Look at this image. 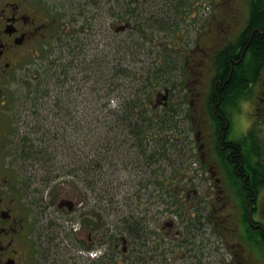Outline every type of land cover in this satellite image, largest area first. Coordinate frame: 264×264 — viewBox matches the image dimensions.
Segmentation results:
<instances>
[{"label":"flooded vegetation","instance_id":"obj_1","mask_svg":"<svg viewBox=\"0 0 264 264\" xmlns=\"http://www.w3.org/2000/svg\"><path fill=\"white\" fill-rule=\"evenodd\" d=\"M211 3L206 10H193L199 22L192 24L193 32L189 22L194 17L177 15L187 27L173 34L171 44L157 43L167 77L160 76L157 87L140 95L137 106L130 96L118 104L123 111L133 108L154 118L146 120L150 127L143 135L134 136L135 153L149 150L155 159L162 157V116L173 110L181 118L179 131L182 137L188 134L183 150L168 153L179 161L165 178L155 172L152 182L153 188L170 192L168 211L164 218L146 215L140 204L139 214L125 216L118 230L114 219L100 230L98 158H107L114 148L100 139L97 114L87 119L86 111L100 107L111 115L113 77L108 75L102 93L93 79L84 88L88 76H82L79 59L80 26L72 42L65 7H48L44 0H0V264H264V53L255 47L257 34L264 32V0ZM54 43L75 59L74 70L66 57L47 77L36 72L28 101L14 108L10 95L31 69L39 68L38 59ZM240 98L254 107L245 136L232 130ZM123 133L128 135L127 129ZM58 136L65 141L74 136L77 154L68 156L89 157L94 165L87 172L84 166L63 170L66 153L49 151V141ZM41 142L45 149L39 150ZM83 143H90L89 151ZM36 161L46 186L36 191L39 198L32 185ZM145 165V159L133 164L141 177L129 184L142 192ZM54 177L59 181L53 187ZM103 182L110 186V179ZM113 203L120 208L118 200Z\"/></svg>","mask_w":264,"mask_h":264},{"label":"rangeland","instance_id":"obj_2","mask_svg":"<svg viewBox=\"0 0 264 264\" xmlns=\"http://www.w3.org/2000/svg\"><path fill=\"white\" fill-rule=\"evenodd\" d=\"M211 1L214 2L215 0L200 1L198 8L182 10L183 13L180 10V13H182L180 15L190 16L191 18L194 17L192 20L190 19L189 22L191 25L190 32H193L192 24L195 23L196 25L199 23L195 22L196 19L193 10H206V7L212 4ZM44 2L47 3L46 6L48 7L66 8L67 22H72L70 29H73V32L67 37L70 38L72 42L75 41V36L77 34L76 26H80L79 33L82 37L80 38L82 41V52L79 59H81L83 66L82 76L85 74L88 76L84 88H90L93 79V81H96L97 87H99L97 91L102 93L106 90L108 75L109 77L112 76L114 82V92L112 96L114 97L115 103L119 101L122 102L125 96L133 97L134 94L144 95L147 91L151 90L152 85L157 87L156 85H158L159 82L161 83L160 76L167 77L163 71L161 72L163 66L161 64L163 62L159 60V57H161L160 50L156 43L161 41L163 43L171 42L174 40V33H180L187 27L186 20H182L181 18L177 19L179 13H177V10L173 9L170 0H135L133 2H131V0H44ZM124 12H127L128 14L126 15L129 17L126 18L121 16L122 18H119ZM168 15L176 18L174 27L172 25L170 26ZM119 19L121 21L128 19L131 22V26L114 31L112 26L118 22ZM138 21H141L143 26L148 27L143 33L139 30ZM172 27L175 29H172ZM106 44H108V46ZM67 45L69 46V43H67ZM63 52L66 56L62 53L59 46H56L54 43L48 52L42 53L36 63L39 68L36 66L34 71L31 69L30 76L24 77L22 82L17 84L15 91L10 95L12 98L10 102L14 108L19 109L22 103L25 104V102L28 101V92L31 88L35 87L37 82L36 72H41L39 78L42 76L47 77L52 73L51 70L55 68V65H59L61 62L63 63L66 61V57L72 60L71 55L69 56L64 50ZM161 58L164 59L163 57ZM72 61V69L74 70L75 59ZM46 67H48V69H45ZM79 72L80 71H78V74ZM162 79L164 80V78ZM148 81H152V84H147ZM93 87L94 86H92V88ZM89 91L91 90L89 89ZM126 92H129V94H126ZM116 106L117 105H115V107ZM116 109L120 111L121 115L122 109L119 107ZM11 111H15V109L11 108ZM86 113L88 114L87 119H91L92 113L97 114L98 134L102 137L100 139L103 141H110L111 148L109 144H107L108 147L111 150L114 148V153L110 154L107 158L101 157V155H99L98 158L100 176L99 196L101 198L98 201L97 210L99 215L98 224H100L98 226H100V230H107V221L109 222L110 219L116 220L114 229L118 230V228L123 225L122 220L125 216L139 214V212H136V209H139L140 204L146 206V215H157L160 217L163 216L162 218H164V213L167 212L169 208L165 204L170 192H164L163 187L159 189L153 188V178L156 176L155 172L161 173L162 177L165 178L164 176L169 173L173 166L177 165L179 160L175 157V159L172 158L167 152L158 159L146 158L147 155L144 153H135V151L138 150V144H135L137 138L134 135H126L122 132L123 124L125 125L126 119L119 118L116 120L115 115H113L112 122L110 120L112 118L107 115L106 111H101L100 107L97 111L88 109ZM82 119L85 122L86 119ZM20 125H23V123ZM107 127L109 130H107ZM163 130V134L174 140H179L178 142L182 143L183 138L179 133L175 132L176 130L174 127H163ZM88 134H90V132ZM66 135L67 138L70 137L68 133ZM58 139H61V141ZM73 139L74 136L72 137V141H65L62 137L58 136L55 141H49L50 145L53 147H51L49 151L54 149L57 153H66L67 162L65 167H63L64 170L67 171L71 167L84 166V172H87V167L91 166V164L94 165L95 160L86 156L82 159L69 157V154H77L76 145H78V143ZM99 144H101V142ZM42 145L45 149V143H37L36 146H41L39 148V150H41ZM65 146H67V148ZM83 146L85 150H90V143H83ZM178 147L173 150H177ZM44 151L47 152L48 149ZM58 159V156L54 157L55 171L60 168V166H58L60 160ZM144 159L147 162L145 165L147 188L145 192H142L140 188H135L129 184L141 177V174L133 164H138ZM71 161L75 164L72 165L70 163ZM185 162H187V160ZM34 166H36V172L34 171L33 174L32 185L35 194L38 195L39 198L40 194H37L36 191L45 190L46 186H44L41 181V177L43 176L42 166L37 161ZM38 166L39 170H37ZM62 176L66 178L68 175L62 174ZM73 177L75 178V175H73ZM106 178L107 180L110 179L109 187L106 183L102 184L104 183L103 179ZM56 181H59L58 177H54L50 181L51 186L54 187ZM52 190L58 192L56 189ZM43 194L48 195L45 191ZM91 198L92 194L88 192L89 206L91 205ZM116 200L120 203L119 209L114 207L115 203L113 202ZM128 202L131 204L130 206L127 205ZM133 209L134 213H130ZM73 216L74 215H72V217ZM133 237L137 238L135 236ZM137 246H135L136 249H139ZM134 251L135 248L132 247V253Z\"/></svg>","mask_w":264,"mask_h":264},{"label":"trees","instance_id":"obj_3","mask_svg":"<svg viewBox=\"0 0 264 264\" xmlns=\"http://www.w3.org/2000/svg\"><path fill=\"white\" fill-rule=\"evenodd\" d=\"M133 1H135V0H131V2H133ZM200 1L201 0H170V2L172 3L173 9L177 10V13H179L178 12L179 10L182 11V10H187V9H189V10L195 9L196 8L195 6H198L197 4H199ZM131 2H129V3H131ZM129 9H130V7H129ZM182 13H183V11H182ZM126 14H128V13L127 12L122 13V15L119 16V18H122V17L128 18L129 16H127ZM167 17H168V20L170 19L169 20L170 26L172 24H175V19H176L175 17H171L169 15ZM137 23L139 24V27H140L139 30L141 33H143L144 30L148 29L147 26H143L141 21L140 22L138 21ZM256 39H257L258 43H256L255 47L257 49H259V52H260L259 55H262L264 53V32H262V34H257ZM148 83H149V85H151L152 81H148ZM134 95L136 97L135 98L131 97V102L134 104V106H137V102H138L140 95L139 94H134ZM110 112H111L110 117L112 119H113V115H115L116 120H118L119 118L120 119L124 118V119L129 121L128 123H125V125H128V126L123 127L122 132H123L124 128H126L128 135H131V136L132 135H139V133L143 135V131L149 129V127H150L149 123L147 124L146 120L151 121L154 119L148 115H146V116L143 115V113H142L143 111H141V110L135 111V109H133V108L126 109L125 111L122 110L121 115H120V111L117 109H113ZM106 113H107V111H106ZM135 113H139L140 120H136L139 118V116H136ZM166 113L167 112H165L164 116H162V125H165V126H170L171 124L174 125V122H172V119L174 118L173 110H168V114H166ZM167 140L168 139L165 138V136L160 137V142H161V146H162V154H165L166 151L169 150ZM145 154L147 155L146 158H149L151 156L150 152H149V154H148V152L147 153L145 152ZM71 164L73 165L75 163L72 161ZM71 168L73 169L75 167H71Z\"/></svg>","mask_w":264,"mask_h":264},{"label":"clouds","instance_id":"obj_4","mask_svg":"<svg viewBox=\"0 0 264 264\" xmlns=\"http://www.w3.org/2000/svg\"><path fill=\"white\" fill-rule=\"evenodd\" d=\"M254 107L247 98H240L237 101V109L232 115V130L238 136H245L252 127V113Z\"/></svg>","mask_w":264,"mask_h":264},{"label":"bare ground","instance_id":"obj_5","mask_svg":"<svg viewBox=\"0 0 264 264\" xmlns=\"http://www.w3.org/2000/svg\"><path fill=\"white\" fill-rule=\"evenodd\" d=\"M63 165V164H62ZM64 170V169H63ZM62 173V172H61ZM66 173V172H65Z\"/></svg>","mask_w":264,"mask_h":264}]
</instances>
